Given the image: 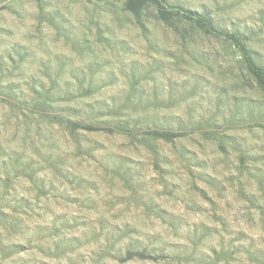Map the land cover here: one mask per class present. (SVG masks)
Segmentation results:
<instances>
[{
	"label": "rangeland",
	"instance_id": "1",
	"mask_svg": "<svg viewBox=\"0 0 264 264\" xmlns=\"http://www.w3.org/2000/svg\"><path fill=\"white\" fill-rule=\"evenodd\" d=\"M187 12L241 34L264 67V0H0V264H264V91ZM221 53L238 58L215 85L233 102L214 93L213 114L176 122L158 77L194 70L188 95L203 93ZM37 62L59 104L30 105L18 69ZM53 63L76 92L52 82Z\"/></svg>",
	"mask_w": 264,
	"mask_h": 264
},
{
	"label": "clouds",
	"instance_id": "2",
	"mask_svg": "<svg viewBox=\"0 0 264 264\" xmlns=\"http://www.w3.org/2000/svg\"><path fill=\"white\" fill-rule=\"evenodd\" d=\"M27 29L26 28H21L19 30V33L25 32ZM18 33V37H19ZM9 49V44L5 43L2 46H0V52H3L5 50ZM216 51H219L218 49H213V52L215 53ZM237 60L238 58H233V57H225L223 53H221V56L218 60L215 59L214 57V63L213 67L215 71L213 72L212 75L209 76V80L212 81V84L209 85L207 81H202L204 85V92L200 93L198 92L196 95H188V93L191 91L192 86L194 82L197 80V77L194 75V70H189L185 72L183 75H177L174 72V67L172 65H168L164 69V74L160 75L157 79V84H159L162 92L161 100L163 102H167L169 99L167 89L170 85V87L174 90L175 98L178 100V103L176 105V108L173 109L176 113L177 116L183 117L181 121H176L180 123L188 122L191 120L192 123H195L199 121L201 118H207L211 114H213L216 111V95L215 94H223V99L220 101L222 104L225 105H231V103L234 100V97L229 96L227 91L221 88L215 87L217 84H224L226 86H230L233 81L231 79V76L229 73H234L237 71ZM79 67H83V63L78 62ZM39 64L38 62L33 65L31 68H28L27 65H22L18 71L23 73V75L19 79V83L21 87L24 89V91L27 93V98L30 101V105L35 103V104H40V103H47V104H53L54 101L56 104H59L60 102L56 100L55 96L52 98H48V89L51 88V82L49 79H47L45 76L40 74V71L38 70ZM53 71H52V76L51 80L52 82H55L59 84L61 87L64 86L65 82H71L72 88L71 90L73 92L77 91V83L76 80L72 78V75L70 74L69 71H64L61 73L56 66L55 63L52 65ZM110 70L112 72H119L121 70V63L118 61H113L112 65L110 66ZM87 71V69H85ZM224 72L225 75L222 78L219 73ZM37 77L39 81H42L44 84V89L41 90L40 94L38 96H33L32 92L30 89L33 87L31 78L32 77ZM169 77H171V80H169ZM25 84L27 86H25ZM36 88H40V84L37 83L35 85ZM215 93V94H214ZM116 98V103L120 104L124 102V94L115 92L113 93ZM65 103H76L74 101H65ZM111 103V101H109ZM235 103L239 104L242 103L240 100H235ZM18 115V113L16 114ZM223 115H228V110L225 109ZM9 117V113L7 110V107L5 106L3 109V113L0 114V119H3L5 123H7ZM219 119V118H218ZM42 128L45 130L49 127L46 121L38 120L37 121ZM16 121L13 119V124L15 125ZM24 122L21 118L20 122V136H23V129H24ZM32 128H35L36 125L32 124L30 125ZM241 135H247V133H242ZM7 139H8V134L5 133V141H6V146L10 148H19V145L21 143L20 139L17 138L16 142L8 145L7 144ZM249 142L251 143V139L249 138ZM260 143H264V139L260 141ZM23 152L26 153L24 155L23 159L24 161H27L32 155V150L30 147H24L22 149ZM101 246H103V241L100 242Z\"/></svg>",
	"mask_w": 264,
	"mask_h": 264
},
{
	"label": "trees",
	"instance_id": "3",
	"mask_svg": "<svg viewBox=\"0 0 264 264\" xmlns=\"http://www.w3.org/2000/svg\"><path fill=\"white\" fill-rule=\"evenodd\" d=\"M136 2H132L131 6H135ZM189 13V18L194 21L202 30H204L207 33L216 34L225 40L230 41L238 50L240 51L244 62L247 65V68L251 75L256 80L258 86L264 91V67L259 65L256 60L254 59L251 51L247 48L245 45L243 38L241 34L239 33H228L224 31H216L212 25L201 15L195 14L193 12H187ZM94 129V128H93ZM158 137L165 139V140H171L172 134H156Z\"/></svg>",
	"mask_w": 264,
	"mask_h": 264
}]
</instances>
